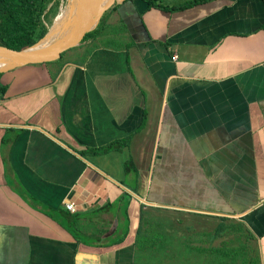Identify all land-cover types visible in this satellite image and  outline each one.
<instances>
[{
  "label": "crops",
  "instance_id": "0c3cea01",
  "mask_svg": "<svg viewBox=\"0 0 264 264\" xmlns=\"http://www.w3.org/2000/svg\"><path fill=\"white\" fill-rule=\"evenodd\" d=\"M115 6L83 46L0 76V264H152L148 221L220 247L160 264H264V0Z\"/></svg>",
  "mask_w": 264,
  "mask_h": 264
},
{
  "label": "trees",
  "instance_id": "16d2710c",
  "mask_svg": "<svg viewBox=\"0 0 264 264\" xmlns=\"http://www.w3.org/2000/svg\"><path fill=\"white\" fill-rule=\"evenodd\" d=\"M147 7L151 6H161L160 0H144ZM203 0H193L186 3L171 5V6H161L162 9L168 11L181 10L187 7H190L194 4H197ZM59 2L58 0H0V44H4L11 47H24L29 46L40 38L44 36L47 32V27L44 24L45 19L48 16V13L51 7ZM116 6H113L111 9H115ZM108 12V11H107ZM105 14L100 19L96 28L89 34L85 39V43L89 39H94L97 36V32L101 29L100 24L104 18ZM83 42V43H84ZM82 45V43H81ZM63 54V53H62ZM62 54L59 59H61ZM4 56V55H0ZM58 59V60H59ZM0 90L5 91V85L0 83ZM129 138L127 135L124 138L113 140L103 147L96 150H116L120 148L122 144L126 143ZM85 154V151L81 152ZM96 153V152H95ZM71 216H74L71 213ZM143 222V221H142ZM224 225V224H223ZM221 225V226H223ZM151 227V224L146 223L145 228H140L136 233V240L134 244L136 245L137 250L140 248L148 249L151 243L156 244V231ZM238 230H241L237 228ZM167 236L165 232L161 233L162 249H165V239L163 235ZM241 238V236H239ZM142 256L151 258V251H143L142 253L138 252ZM233 254L232 252H228ZM227 255V254H226Z\"/></svg>",
  "mask_w": 264,
  "mask_h": 264
},
{
  "label": "rangeland",
  "instance_id": "374dc122",
  "mask_svg": "<svg viewBox=\"0 0 264 264\" xmlns=\"http://www.w3.org/2000/svg\"><path fill=\"white\" fill-rule=\"evenodd\" d=\"M59 2L55 3L49 13H48V16L47 18L45 19V22L44 24L46 25L47 27V30L48 28L50 27V25L52 24L53 22V19L56 17L57 15V12L59 10V8L61 7V5H66L68 3V0H58ZM186 1H190V0H163V3L164 4H168V5H172V4H179V3H184ZM120 30L119 27L117 26H114V27H111V31L113 33H118ZM115 43H119V38L118 36L115 37ZM83 45L86 44L85 42L82 43ZM110 45H113V43H109ZM81 45V46H83ZM77 47H80V45H77L75 47L72 48V50L76 49ZM66 52V51H65ZM63 52V54L65 53ZM82 57L84 55V52L82 50ZM75 56L72 55L70 56L69 58H74ZM43 63H46V62H41V63H34L32 65H41ZM5 72H0V76H3ZM51 77L53 78L54 77V73H50ZM143 216H144V213H143ZM163 221H166L165 219H163ZM227 220H223V227H219V229L221 230H225V229H229L230 230V234L232 233L231 232V229L230 228H233V224H228V221L226 222ZM148 224L151 223L150 221L147 222ZM184 224H187V223H193V221H183ZM215 224V221L213 223L211 222H208L206 224V228H212L214 227V230L210 233H213L215 230H217V225L216 226H213ZM165 227H163V229L166 231V234L167 236H165V234L163 235V238L165 239V249L163 250L162 249V241H161V232L160 230L156 231V244H157V247H155V251L152 253L153 257L150 258V260H154L150 263L152 264H160V261L163 259V258H179L180 257H183L184 255H186L187 257H190V258H193L195 256H199L201 255L202 257V254L203 252L205 251L208 255L207 257V260L208 262H213V255L215 253H219V249L220 247H216V246H210L208 244V246L206 248H196V247H193L191 246V243L193 241H191V238L188 239V236L186 237V230L188 227H185V228H178L177 225H170L169 223H165ZM202 227V226H201ZM236 227V226H235ZM236 228H239V227H236ZM196 229H194L193 227L191 229L188 230V234L192 237V233L195 231ZM201 234H204V232H201ZM235 234V232H234ZM186 239V240H185ZM230 241V242H239L241 244L245 243L246 241H244L243 237H239L237 234L233 235L232 236H229L228 237V240L227 242ZM225 242V240H224ZM238 243V244H239ZM211 244V243H210ZM188 245L190 246V248L188 247ZM225 247V246H224ZM222 246V249L225 250L226 248H224ZM235 246H231L229 247V251L231 252H236V253H240V249H244L243 247L241 246H238V248H234ZM217 250V252H215V250ZM139 251L137 250L136 254L138 255V257L140 258H143L144 260H147L149 261L148 259L144 258L141 254L138 253ZM253 258L251 259V264H260L259 262V259L257 258V256L254 254L252 255ZM168 261V259L166 260ZM169 262V261H168ZM171 263V262H170ZM164 264V263H163Z\"/></svg>",
  "mask_w": 264,
  "mask_h": 264
},
{
  "label": "water",
  "instance_id": "95a60500",
  "mask_svg": "<svg viewBox=\"0 0 264 264\" xmlns=\"http://www.w3.org/2000/svg\"><path fill=\"white\" fill-rule=\"evenodd\" d=\"M121 1L122 0H99L81 16L72 31L60 43L54 45L41 44V41L48 33L47 30L42 38L29 46L11 47L0 44V55L15 59V61L8 64L6 63L5 66L0 67V72H5L17 66L58 59L63 52L83 43L89 34L96 28L102 16Z\"/></svg>",
  "mask_w": 264,
  "mask_h": 264
},
{
  "label": "bare ground",
  "instance_id": "6f19581e",
  "mask_svg": "<svg viewBox=\"0 0 264 264\" xmlns=\"http://www.w3.org/2000/svg\"><path fill=\"white\" fill-rule=\"evenodd\" d=\"M99 0H68L66 5H61L56 17L53 19V25H50L47 35L41 41L44 45H54L63 41L72 31L75 24L81 16L86 13ZM15 61L13 58L0 56V67L6 63Z\"/></svg>",
  "mask_w": 264,
  "mask_h": 264
},
{
  "label": "built area",
  "instance_id": "2783aa9c",
  "mask_svg": "<svg viewBox=\"0 0 264 264\" xmlns=\"http://www.w3.org/2000/svg\"><path fill=\"white\" fill-rule=\"evenodd\" d=\"M64 207L66 209H68L69 211H71V212H74L75 211V208H76V206H75V204L73 202H65L64 203Z\"/></svg>",
  "mask_w": 264,
  "mask_h": 264
}]
</instances>
